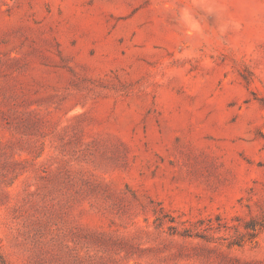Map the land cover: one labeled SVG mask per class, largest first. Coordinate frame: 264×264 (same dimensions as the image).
<instances>
[{
	"label": "rangeland",
	"instance_id": "374dc122",
	"mask_svg": "<svg viewBox=\"0 0 264 264\" xmlns=\"http://www.w3.org/2000/svg\"><path fill=\"white\" fill-rule=\"evenodd\" d=\"M0 264H264V0H0Z\"/></svg>",
	"mask_w": 264,
	"mask_h": 264
}]
</instances>
